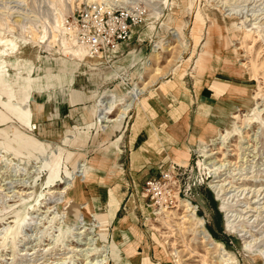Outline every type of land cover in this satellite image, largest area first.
Segmentation results:
<instances>
[{
	"label": "rangeland",
	"instance_id": "obj_1",
	"mask_svg": "<svg viewBox=\"0 0 264 264\" xmlns=\"http://www.w3.org/2000/svg\"><path fill=\"white\" fill-rule=\"evenodd\" d=\"M71 32L86 54L72 53ZM179 52L189 59L178 62ZM206 71L248 87L242 105L219 106V128L240 108L222 130L228 143L196 144L185 161L160 158L150 171L131 165L123 136L131 109L102 126L106 89L119 95L160 76L149 88L156 94L185 91ZM14 73L19 105L0 84V264L94 262L112 240L89 202L109 226L132 216L173 264H264V0H0V77ZM254 105L262 111L249 121ZM117 116L116 107L108 118ZM14 132L37 149L13 154L5 138ZM207 148L217 153L204 159Z\"/></svg>",
	"mask_w": 264,
	"mask_h": 264
},
{
	"label": "crops",
	"instance_id": "obj_2",
	"mask_svg": "<svg viewBox=\"0 0 264 264\" xmlns=\"http://www.w3.org/2000/svg\"><path fill=\"white\" fill-rule=\"evenodd\" d=\"M194 22V28L198 27L196 20ZM209 47V42L205 40L203 51L195 59L197 66L201 67L209 59ZM188 59L189 57H186L180 61ZM173 69L174 65H171L169 71L172 72ZM210 70H212L211 67ZM206 72L195 81L192 89H185V91L179 88L165 93L158 91L161 93L156 94L155 89L149 88L160 76L151 81L142 79L140 83L133 84L119 95L113 93L112 89H106L111 92L109 94L106 91L105 95L112 105L106 113L109 116L116 107L117 114L121 112L123 100L128 99V95L130 96L128 93L133 86H145L134 104L123 110L125 117L126 112L131 109L125 121L126 137L125 134L123 135L126 138L131 165L137 166L136 168H148L150 171L152 164L161 159H168L169 162H183L189 157L194 145L197 144L200 147L208 144L228 125L231 116L240 108L230 110L219 128L217 112L220 104L242 105L249 98L248 87L245 83L215 75V71ZM7 79L9 82H6L4 77H0V84L5 85V89H10V96L15 100V104L19 105L24 89L19 82L22 76L14 73ZM12 110L17 111L16 115H19L21 119L22 111L16 107H12ZM121 119L110 123L120 122ZM0 121H4V118L1 117ZM5 141L8 144L15 142L13 154L18 155L23 151L31 155L30 153L38 147L36 141L20 132H14L11 137L5 138ZM95 199L103 200L101 197H95ZM87 210L90 217L92 216L101 224L103 231L109 232L112 240V245L108 246L109 254L110 257H115V264H173L162 245L151 233L139 230L132 216L124 215L116 220L111 219L109 226L105 215L97 213L92 203L87 204Z\"/></svg>",
	"mask_w": 264,
	"mask_h": 264
},
{
	"label": "bare ground",
	"instance_id": "obj_3",
	"mask_svg": "<svg viewBox=\"0 0 264 264\" xmlns=\"http://www.w3.org/2000/svg\"><path fill=\"white\" fill-rule=\"evenodd\" d=\"M72 33V32H71ZM75 38H74V35H73V33L71 34V41H70V49L72 50V53L73 54H75V55H77V54H79V53H84V54H86V49L84 48V47H82V46H80V45H77L76 47H73L72 46V44H75ZM185 49V48H184ZM183 53L184 52H179V55H177V57H176V59L179 61V59L180 58H183L184 57V55H183ZM85 59V58H84ZM83 59V60H84ZM81 60V59H80ZM177 60H176V62H177ZM178 63V62H177ZM175 65V64H174ZM171 70V69H170ZM159 78H161V77H159ZM144 88H145V86H142V87H139V86H135V87H133V88H131L130 89V91H129V93L128 94H130V97H131V99L129 98V100H128V102H124V105H123V108H122V110H121V112H119L117 115V117H115V118H108V115L106 114L107 112H108V109H107V111L106 112H101V116H100V122H102L103 123V125L102 126H104V124H107V123H110V122H113V121H116V120H119V118H122L123 116V110H125L127 107H130L131 105H133L134 104V102L136 101V99L138 98V96L141 94V92L142 91H144ZM256 94V93H255ZM257 95V94H256ZM111 102V101H110ZM109 102V103H110ZM106 103V102H105ZM125 103H127V104H125ZM107 107V106H106ZM253 113L250 115V116H248V120L249 121H251L253 118H255L256 117V115L260 112V111H262V110H257V108H256V105H254L253 106ZM116 116V115H115ZM238 115L236 114V113H234L232 116H231V120H233V119H235L236 117H237ZM234 128L236 129V130H241V129H243L244 127L243 126H241V125H239V124H237L236 122H234ZM227 136L225 135V134H223V131H221L219 134H218V136L216 137V139L219 141V142H225V143H228V141H227ZM216 139H213L212 141H210L208 144H207V146L208 145H213L214 143H215V140ZM225 139V141H223ZM217 153V151H210V149L209 148H207V150H206V152H201L200 151V154L201 155H203L205 158L204 159H207V158H210V157H212L213 155H215ZM225 155V154H224ZM227 155V154H226ZM217 162H218V160H217ZM212 161H204V163L203 164H205V166L206 165H212ZM215 166V165H214ZM212 167V166H211ZM78 170V169H77ZM213 186V185H212ZM214 187V186H213ZM212 187V188H213ZM219 188V187H218ZM65 189H69V183H67L66 184V186H64V188H63V190L61 189V192H65ZM214 190V192H216V195L217 196H219L220 194H219V190H217V187H215V188H213ZM186 209L188 210L189 208L188 207H186ZM83 222V221H82ZM99 223V222H98ZM93 225V227H96V225L93 223L92 224ZM86 230H87V228H86ZM95 230V229H94ZM94 230H93V228H90V231L89 232H87L86 233V235H89L90 233H92V231L94 232ZM85 231V230H84ZM84 231H82V232H84ZM82 232H80V234L82 233ZM203 232V231H202ZM201 233V232H200ZM86 235H85V239H92V240H96L97 239V237L96 238H94V236H92V235H90V236H88V237H86ZM203 235V234H202ZM94 238V239H93ZM91 240V241H92ZM80 244V243H79ZM75 251H76V249H74ZM78 250V249H77ZM100 252L97 254V255H94L93 257L94 258H96V260L94 261V262H90V263H87V262H85L84 264H105L106 263V261L109 259L108 257L110 256V254H109V247L108 246H102V247H99V249H98ZM87 257V256H86ZM115 258V257H114Z\"/></svg>",
	"mask_w": 264,
	"mask_h": 264
},
{
	"label": "built area",
	"instance_id": "obj_4",
	"mask_svg": "<svg viewBox=\"0 0 264 264\" xmlns=\"http://www.w3.org/2000/svg\"><path fill=\"white\" fill-rule=\"evenodd\" d=\"M87 42L89 44L90 53L91 54L97 53V51L99 50L97 37L94 36L87 37Z\"/></svg>",
	"mask_w": 264,
	"mask_h": 264
}]
</instances>
